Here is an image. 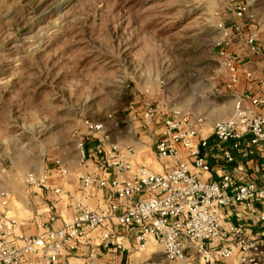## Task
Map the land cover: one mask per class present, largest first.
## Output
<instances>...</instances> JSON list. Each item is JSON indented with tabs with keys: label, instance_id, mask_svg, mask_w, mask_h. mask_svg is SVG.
I'll list each match as a JSON object with an SVG mask.
<instances>
[{
	"label": "rangeland",
	"instance_id": "374dc122",
	"mask_svg": "<svg viewBox=\"0 0 264 264\" xmlns=\"http://www.w3.org/2000/svg\"><path fill=\"white\" fill-rule=\"evenodd\" d=\"M255 28L264 0H0V192L20 210L28 175L73 173L86 121L110 149L137 144L149 110L227 115L221 53Z\"/></svg>",
	"mask_w": 264,
	"mask_h": 264
},
{
	"label": "built area",
	"instance_id": "2783aa9c",
	"mask_svg": "<svg viewBox=\"0 0 264 264\" xmlns=\"http://www.w3.org/2000/svg\"><path fill=\"white\" fill-rule=\"evenodd\" d=\"M244 12V8L238 9L239 16ZM256 37L247 38L251 52L264 54V47L257 44ZM221 56L230 75V88H234L239 81L234 58L225 52ZM259 102L257 100L253 104ZM236 109L234 117L214 125L215 139L220 143H232V151L226 149L223 153L224 160L229 163L235 161L233 152L241 150V141L245 137L249 138L251 147H264V117H250L241 101L236 104ZM145 121L153 122L159 128L154 141L158 160L177 161L174 166L162 174L154 173L145 165L135 167L131 162L135 152L133 147L126 150L118 145L105 148L108 137L104 125L90 120L84 122L83 132H77L75 139L79 162L85 165L93 159L100 173H82L79 177L81 191L85 195L93 188L109 189L118 201L111 202L104 210H90L79 201L72 215L62 218L55 215L56 201H51L48 207L51 217L44 225V233L37 237L26 233L16 236L21 222L8 211L12 193L1 191L0 264H34L29 256L42 251L47 253L49 264H54L65 250L77 248L86 235L113 222L120 230L135 233L140 251L147 249L149 240L160 246L168 264H196V258L202 264H210L217 259L227 260L234 256V248L241 253L239 264H264V240L248 239L244 229L237 225H232L228 231L221 227L228 206L253 199L264 204V185L239 184L231 175L225 176L220 183L204 181L202 176L210 171V165L204 159L203 150L209 143L200 140L198 146L194 144L204 124L203 117L179 110L172 113L149 110ZM90 141L99 142L93 153L88 146ZM182 153L191 159V164L179 161ZM56 164L55 171L60 176H67L69 170L66 165L60 161ZM25 182L29 189H41L54 196L62 191L61 187H52L44 176L28 175ZM261 219L264 222V214ZM58 221V228L53 229L51 225ZM122 237L116 231H108L99 239V245L126 254L128 248L121 243ZM218 238H231L233 246L209 249L208 243ZM17 242L22 245L17 246ZM91 257H96V254L92 253Z\"/></svg>",
	"mask_w": 264,
	"mask_h": 264
},
{
	"label": "crops",
	"instance_id": "0c3cea01",
	"mask_svg": "<svg viewBox=\"0 0 264 264\" xmlns=\"http://www.w3.org/2000/svg\"><path fill=\"white\" fill-rule=\"evenodd\" d=\"M263 31L264 28H255L249 34L241 37L238 40V44H235L236 46L231 50L234 56H232L234 65L238 69L239 81L234 88H230V75L227 73L229 76L227 88L231 98L228 114L218 119L210 115L204 117L191 112L195 117L204 118L199 138L194 140V144L198 146L200 140H205L209 143L208 147L203 150L204 159L210 165V171L202 176L207 183H220L225 176L231 175L239 184L254 183L258 186L264 185V147H251L249 138L245 137L241 141V150L233 152L235 161L229 163L224 160L223 153L226 149L232 151V143H220L214 136L215 123L234 117L237 112L236 104L240 101L243 109L249 113L250 117H256L257 115L264 117V54L255 55L251 52V48L247 43L249 36L256 35L255 41L258 45L264 47ZM248 74L251 75L250 78ZM257 100L260 102L254 105L253 102ZM142 128L144 130L142 129L141 138L137 144H122L119 146H123L121 147L122 150H126L129 147L135 149L134 154L131 156V162L135 167L145 165L154 173L162 174L171 166H174L177 161H159L156 152H154V141L159 134V128L150 121H145ZM97 143L99 142L95 144ZM89 149L92 153L96 150H92L90 145ZM146 149L154 154L155 161L151 157L145 156L147 154L144 153ZM179 161L188 164L192 162L186 153H182ZM78 163V167L73 173L66 166L69 170L67 176H60L55 169L48 170L43 175L52 187H61L60 195L54 196L52 193H45L41 189H30L25 195L26 199L22 205L24 208L20 210L16 209L17 199L12 195L8 211L21 222V227L16 231V236L24 233L33 237L41 236L44 233V225L49 223L51 217L50 213H48L51 201H56L55 215H58L59 218L71 216L79 201L90 210H104L111 202L118 201L109 189L93 188L84 195L81 191L80 175L85 172L97 174L100 173V170L93 159H90L88 164L85 165ZM263 214L264 204L256 199L247 203L228 206L222 217V230L228 231L232 225H237L244 229L248 239L253 241L264 240V222L261 219ZM59 223L60 221L52 224L51 227L56 229ZM108 231H116L124 236L121 239V243L128 248V253L123 254L115 248L106 249L99 245V239ZM231 240V238L227 240L213 239L208 243V248L215 249L233 246ZM16 244L19 247L22 245L19 242ZM92 253H95L96 257H91ZM160 256H163L162 248L156 246L152 240L148 241L147 249L142 252L136 244L135 233L120 230L117 223L113 222L86 235L84 239L80 240L77 248L65 250L54 264H168L165 259L161 261ZM240 256L239 249L234 248V256L232 258L227 260L217 259L210 264H239ZM28 259L34 264H49L47 253L44 251L35 256H29ZM195 262L196 264H202L198 258L195 259Z\"/></svg>",
	"mask_w": 264,
	"mask_h": 264
}]
</instances>
